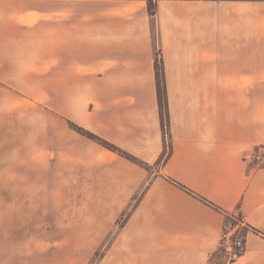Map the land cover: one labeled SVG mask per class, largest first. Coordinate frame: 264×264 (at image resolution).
Here are the masks:
<instances>
[{"label":"crops","instance_id":"crops-1","mask_svg":"<svg viewBox=\"0 0 264 264\" xmlns=\"http://www.w3.org/2000/svg\"><path fill=\"white\" fill-rule=\"evenodd\" d=\"M26 102L50 103L147 165L168 144L96 264H224L218 243L234 213L252 228L233 264H264V167L249 159L264 147V0H0V123ZM122 165L133 172L128 199L147 175ZM46 211L0 205V264H54L55 253L66 264L65 234L38 235Z\"/></svg>","mask_w":264,"mask_h":264},{"label":"rangeland","instance_id":"rangeland-1","mask_svg":"<svg viewBox=\"0 0 264 264\" xmlns=\"http://www.w3.org/2000/svg\"><path fill=\"white\" fill-rule=\"evenodd\" d=\"M12 107V114L3 116L0 123V185L3 192H13L8 193L13 198H0V205L46 208L48 214L35 215L50 219L36 227L38 235L48 231L51 242L63 232L66 264H96L128 216V209L137 205L148 179L159 170L161 159L155 165L132 163L74 129L82 127L59 116L50 103L26 102ZM59 147L63 155H59ZM122 163L147 175L128 199L133 184L127 180L133 172ZM13 177L15 183L10 182ZM58 218H65L64 225L53 224ZM96 238L102 243L95 251L90 243ZM51 258L55 264L56 253L50 254Z\"/></svg>","mask_w":264,"mask_h":264},{"label":"built area","instance_id":"built-area-1","mask_svg":"<svg viewBox=\"0 0 264 264\" xmlns=\"http://www.w3.org/2000/svg\"><path fill=\"white\" fill-rule=\"evenodd\" d=\"M249 159L257 167H264V147L253 150ZM252 228L248 217L242 213L229 216V222L223 227L218 243V253L224 264L237 262L245 253V232Z\"/></svg>","mask_w":264,"mask_h":264},{"label":"trees","instance_id":"trees-1","mask_svg":"<svg viewBox=\"0 0 264 264\" xmlns=\"http://www.w3.org/2000/svg\"><path fill=\"white\" fill-rule=\"evenodd\" d=\"M149 12L151 15L155 13V6L152 3H149ZM154 69H155V75H156V94H157V100H158V106H159V113H160V120H161V126L163 135L165 136L167 134V129L169 125V118H168V106H167V96H166V89H165V78H164V68L161 61H159L158 57L155 59L154 63ZM77 131L83 133L88 139L97 142L105 149H108L112 152L120 153L119 155L125 157L127 160L131 161L132 163H135L137 165L146 166L144 162L136 158L135 156L118 149L117 147L111 145L109 142L99 138L98 136L82 129L77 126L74 127ZM167 144L165 143L164 146V155L167 153ZM161 158V160L163 159Z\"/></svg>","mask_w":264,"mask_h":264}]
</instances>
